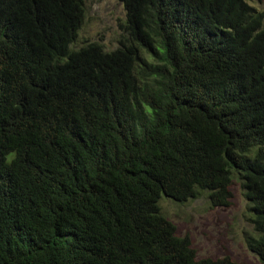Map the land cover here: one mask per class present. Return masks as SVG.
I'll use <instances>...</instances> for the list:
<instances>
[{
  "label": "trees",
  "instance_id": "1",
  "mask_svg": "<svg viewBox=\"0 0 264 264\" xmlns=\"http://www.w3.org/2000/svg\"><path fill=\"white\" fill-rule=\"evenodd\" d=\"M85 0H0V264L197 259L161 199L238 184L264 264V15L251 0H117V47H76Z\"/></svg>",
  "mask_w": 264,
  "mask_h": 264
},
{
  "label": "rangeland",
  "instance_id": "2",
  "mask_svg": "<svg viewBox=\"0 0 264 264\" xmlns=\"http://www.w3.org/2000/svg\"><path fill=\"white\" fill-rule=\"evenodd\" d=\"M247 4L264 15V0ZM85 18L78 32L76 47L83 41L98 42L107 51L114 50L125 19L117 0H85ZM232 200L226 208H211L207 193L196 199L176 203L169 199L159 202L160 213L176 228L179 238H188L197 259L229 257L237 264H260L248 250L245 237L253 234L249 209L238 184L232 187Z\"/></svg>",
  "mask_w": 264,
  "mask_h": 264
}]
</instances>
